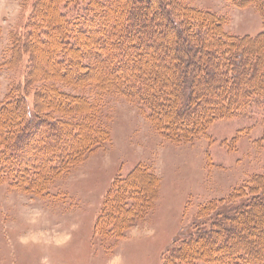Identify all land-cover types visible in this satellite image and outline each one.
<instances>
[{"label":"trees","instance_id":"16d2710c","mask_svg":"<svg viewBox=\"0 0 264 264\" xmlns=\"http://www.w3.org/2000/svg\"><path fill=\"white\" fill-rule=\"evenodd\" d=\"M256 36L184 0H31L5 65L23 70L0 100V185L35 197L111 142L96 101L59 83L124 97L165 140L208 138L218 120L261 111L264 0ZM3 30L0 24V37ZM160 178L138 165L112 181L97 216L101 238L121 239L158 200ZM163 264H264V175L199 206L163 253Z\"/></svg>","mask_w":264,"mask_h":264},{"label":"rangeland","instance_id":"374dc122","mask_svg":"<svg viewBox=\"0 0 264 264\" xmlns=\"http://www.w3.org/2000/svg\"><path fill=\"white\" fill-rule=\"evenodd\" d=\"M30 1L0 0V100L23 78V70L5 63L12 34L28 20ZM184 1L222 16L233 35L256 36L263 29L254 7H239L230 0ZM59 85L98 103L112 140L89 154L71 175L56 180L48 196L0 185V264H163V253L192 223L200 205L264 175L259 110L216 121L208 138L174 144L124 97L101 95L92 87ZM138 165L160 178L154 209L123 238L103 239L95 232L103 200L115 177L128 175Z\"/></svg>","mask_w":264,"mask_h":264}]
</instances>
